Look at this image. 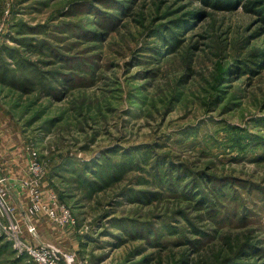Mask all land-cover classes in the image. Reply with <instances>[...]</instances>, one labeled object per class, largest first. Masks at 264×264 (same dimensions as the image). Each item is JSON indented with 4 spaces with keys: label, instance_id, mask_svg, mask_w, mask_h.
I'll return each mask as SVG.
<instances>
[{
    "label": "rangeland",
    "instance_id": "rangeland-1",
    "mask_svg": "<svg viewBox=\"0 0 264 264\" xmlns=\"http://www.w3.org/2000/svg\"><path fill=\"white\" fill-rule=\"evenodd\" d=\"M2 177L73 264H264V0H0Z\"/></svg>",
    "mask_w": 264,
    "mask_h": 264
},
{
    "label": "built area",
    "instance_id": "built-area-1",
    "mask_svg": "<svg viewBox=\"0 0 264 264\" xmlns=\"http://www.w3.org/2000/svg\"><path fill=\"white\" fill-rule=\"evenodd\" d=\"M43 166L38 160L37 153L32 152V160L29 165V171L32 175L30 180L23 181L22 187L29 189L33 198V206L37 211L43 209L51 220L59 224L76 225L77 218L71 210L58 202L56 195L52 197L50 204H43L41 200L40 184L43 175ZM2 184H6V178H0V203L10 215L14 216L15 209L7 202L6 191L2 188ZM0 227L6 230L9 237L14 241L15 246L20 250L25 251L30 256L34 264H73L75 256L71 253L60 251L56 246L50 244L33 245L22 237L21 228L11 217L8 223L0 218ZM31 232H35L36 228L29 225Z\"/></svg>",
    "mask_w": 264,
    "mask_h": 264
},
{
    "label": "crops",
    "instance_id": "crops-1",
    "mask_svg": "<svg viewBox=\"0 0 264 264\" xmlns=\"http://www.w3.org/2000/svg\"><path fill=\"white\" fill-rule=\"evenodd\" d=\"M10 184V183H9ZM9 186H11V185H9ZM11 188V187H10ZM18 188V187H17ZM10 196H11V199L15 202V203H17V204H19L20 205V207L22 206L21 204H22V199H21V193H20V191H19V189H15V188H11L10 189ZM37 229H38V227H36Z\"/></svg>",
    "mask_w": 264,
    "mask_h": 264
},
{
    "label": "trees",
    "instance_id": "trees-1",
    "mask_svg": "<svg viewBox=\"0 0 264 264\" xmlns=\"http://www.w3.org/2000/svg\"><path fill=\"white\" fill-rule=\"evenodd\" d=\"M34 264V263H33Z\"/></svg>",
    "mask_w": 264,
    "mask_h": 264
}]
</instances>
